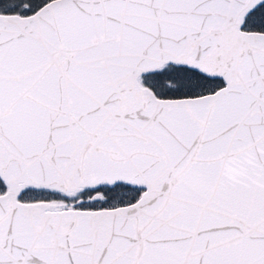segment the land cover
Returning <instances> with one entry per match:
<instances>
[{
  "label": "snow or ice",
  "instance_id": "6c2138e0",
  "mask_svg": "<svg viewBox=\"0 0 264 264\" xmlns=\"http://www.w3.org/2000/svg\"><path fill=\"white\" fill-rule=\"evenodd\" d=\"M0 264H264V0H0Z\"/></svg>",
  "mask_w": 264,
  "mask_h": 264
}]
</instances>
